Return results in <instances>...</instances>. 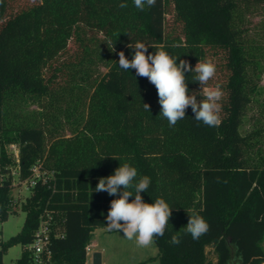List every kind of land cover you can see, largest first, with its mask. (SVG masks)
<instances>
[{"label":"trees","instance_id":"trees-1","mask_svg":"<svg viewBox=\"0 0 264 264\" xmlns=\"http://www.w3.org/2000/svg\"><path fill=\"white\" fill-rule=\"evenodd\" d=\"M121 2L39 0L0 23V221L20 199L7 176L13 160L6 146L19 145L21 179L35 164L55 175L21 199L26 220L17 235L0 236V264L10 246L32 241L46 209L64 231L53 241L51 264H87L92 233L106 228L110 202L119 198L94 189L124 162L138 178H151L145 203L162 197L172 207L155 240L159 264H264V42L250 19L264 0H157L143 11ZM4 7L0 0V18ZM137 41L193 69L214 60L210 81L220 76L224 93L218 127L198 123L190 107L168 126L155 86L118 65L119 52L132 59L128 45ZM185 75L199 101L195 73ZM253 106L260 114L243 132ZM193 212L210 225L197 240L184 231ZM28 262L25 252L17 260Z\"/></svg>","mask_w":264,"mask_h":264},{"label":"clouds","instance_id":"clouds-1","mask_svg":"<svg viewBox=\"0 0 264 264\" xmlns=\"http://www.w3.org/2000/svg\"><path fill=\"white\" fill-rule=\"evenodd\" d=\"M132 3L136 9L143 11L145 7H155L157 0H132ZM118 7H128L126 0L119 3ZM128 47L134 48L132 59L126 58L125 53L120 51L119 67L124 71L135 70L136 76L147 78L155 86L160 105L159 116L167 120L170 128L186 118L189 107L198 123L202 122L209 127L221 124V100L224 93L220 84L208 86L217 70L211 58L199 60L193 69L186 60H179L177 63L179 57L170 55L163 48L150 53L149 46L140 41L129 44ZM188 72L195 73L192 80L201 85L199 96L202 99L199 101L197 92H190L188 88V78L185 75ZM143 107L145 111H150L149 104L145 103ZM150 184V177L138 178L137 168L124 162L120 163L114 174L99 178L94 189L95 192H107L110 196L119 197L110 202L106 229L117 233L122 230L124 238L134 240L138 247L153 245L157 237L163 236L172 215V207L162 197L156 198L151 204L143 201L141 193L147 192ZM132 196L134 199L129 202ZM188 215L185 234H190L194 240L207 234L210 225L205 218L196 212ZM180 242L176 235L170 241L173 245Z\"/></svg>","mask_w":264,"mask_h":264},{"label":"rangeland","instance_id":"rangeland-1","mask_svg":"<svg viewBox=\"0 0 264 264\" xmlns=\"http://www.w3.org/2000/svg\"><path fill=\"white\" fill-rule=\"evenodd\" d=\"M4 1V13L3 17L0 18V23L7 19L9 15L17 12L19 9L29 6L39 0ZM250 19L252 23L251 27L253 28L252 34H259V41L264 42V30H262V22H264V5H258ZM71 46L73 47V45ZM219 78L220 76L210 81L208 86H215L216 84H219ZM259 83L264 89V73L259 79ZM259 114L260 110L256 108V106H253L248 110L245 124L242 127L243 132L245 129L250 128L249 119L253 116H258ZM6 149L9 157H11L12 155L9 153V147L6 146ZM13 193L16 199L18 197L20 199L16 205L10 209L7 220L3 222L0 221V236L3 240H8L10 237L21 232L27 216L26 210H24L21 206V199L29 196L30 190L24 188L23 186H19L18 188L13 189ZM93 241H96L98 244L93 248V250L102 253V264H159L158 250L155 243L148 247H138L134 240L129 241L124 238L122 230L117 233L115 231L109 232L106 228H97L92 233L91 242ZM24 251L25 245L22 243L10 246L4 254L3 264H17V260L22 256ZM89 262L90 257H88V264H90Z\"/></svg>","mask_w":264,"mask_h":264},{"label":"built area","instance_id":"built-area-1","mask_svg":"<svg viewBox=\"0 0 264 264\" xmlns=\"http://www.w3.org/2000/svg\"><path fill=\"white\" fill-rule=\"evenodd\" d=\"M8 147L9 153L12 155L11 157L13 160V165L11 166V171L7 174V176L11 177L13 188L23 186L24 188L31 190L37 185L38 182L50 186L49 179L53 178L55 175L53 172L43 169L40 164L33 165L31 168V175L21 179L19 171V145L16 143H11L8 145ZM4 178L5 175L0 172V183H3ZM14 203L16 205L17 201ZM63 237V222H60L57 219L53 210H44V212L39 217L38 225L34 231L32 241L25 245L24 252L29 257V262L27 264H51L53 258V241L54 239ZM94 247H96V243L94 242H91L86 246L87 263L88 257H90V260H92Z\"/></svg>","mask_w":264,"mask_h":264},{"label":"water","instance_id":"water-1","mask_svg":"<svg viewBox=\"0 0 264 264\" xmlns=\"http://www.w3.org/2000/svg\"><path fill=\"white\" fill-rule=\"evenodd\" d=\"M92 264H102V253L95 251L92 255Z\"/></svg>","mask_w":264,"mask_h":264},{"label":"crops","instance_id":"crops-1","mask_svg":"<svg viewBox=\"0 0 264 264\" xmlns=\"http://www.w3.org/2000/svg\"><path fill=\"white\" fill-rule=\"evenodd\" d=\"M93 242L96 243V246L98 245L96 241H93ZM95 251H96V250H95ZM95 251H94V252H95ZM89 263L92 264V260H90ZM87 264H88V263H87Z\"/></svg>","mask_w":264,"mask_h":264}]
</instances>
